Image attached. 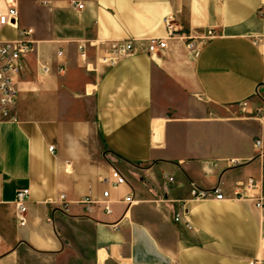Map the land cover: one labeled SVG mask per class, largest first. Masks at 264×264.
<instances>
[{"label":"crops","instance_id":"1","mask_svg":"<svg viewBox=\"0 0 264 264\" xmlns=\"http://www.w3.org/2000/svg\"><path fill=\"white\" fill-rule=\"evenodd\" d=\"M18 9L34 48L13 75L18 121L0 122V264L264 262L260 213L244 197L264 193V0H19ZM167 18L177 36L148 53L143 39L166 37ZM19 28L3 27L0 42ZM178 35L207 38L194 53ZM128 38L137 51L101 62L109 41ZM114 168L126 184L112 185ZM194 185H218L224 199L193 201ZM20 188L30 189L25 225ZM105 190L112 211L86 212L79 200Z\"/></svg>","mask_w":264,"mask_h":264},{"label":"built area","instance_id":"2","mask_svg":"<svg viewBox=\"0 0 264 264\" xmlns=\"http://www.w3.org/2000/svg\"><path fill=\"white\" fill-rule=\"evenodd\" d=\"M6 8L4 10L0 9V31L5 26H14L19 28L18 19H19V9L18 4L19 0H3ZM77 8H83V4H75ZM168 26V35L166 37H147L143 39L145 41L146 50L148 53L153 54L159 51H163L168 46V40L172 37L177 36L176 31L173 29L169 23V19H166ZM213 35L212 31L208 32V36ZM185 39L186 46L189 51L196 52L200 45L203 43L204 39L207 37L199 35H178ZM34 48V40L31 37V31L25 28H19V37L14 40L1 41L0 42V122L2 121H18L17 114L13 111V107L17 100V91L14 87L13 75L17 74L22 69V62L24 57L30 53ZM80 50L82 56H86L85 45H80ZM137 51V39L128 38V39H116L109 41L103 53L101 55V62L108 66L118 63L123 57L133 54ZM62 52H59L61 55ZM245 108L246 103L241 105ZM257 147L261 145V140H258L256 143ZM54 145L49 147L51 152L54 151ZM228 166H237L240 164V161L236 158H231L227 160ZM169 181L173 182V177L166 176ZM109 180L111 181L114 187H119L126 184L127 177L121 172L118 168H114L111 172ZM246 186L249 189H262L263 182L261 179H256L254 177H249L246 181ZM244 195H239L238 198H242ZM30 197L29 188H20L16 192L15 205L17 209V217L21 225H25L27 217V207ZM109 190L103 192L102 199H94L90 196L83 197L79 202L84 206L86 212L90 213L94 211L97 204L102 205L103 209L110 213L111 209V200H110ZM245 198H251L254 200L256 207L259 210V226H260V237L264 240V193L258 195L244 196ZM191 198L193 201H204L207 199H224V193L222 189L217 185L210 189H202L197 185H194L191 191ZM59 200L62 202L65 209H68L69 200L65 194L59 195ZM124 202L132 203L133 196L128 195L125 197ZM188 207L186 206V201H183L180 204V211L176 214L175 220L180 221L186 215ZM49 221H52L49 219ZM188 228H191L189 221H186ZM249 264H264L260 258H254L249 261Z\"/></svg>","mask_w":264,"mask_h":264}]
</instances>
